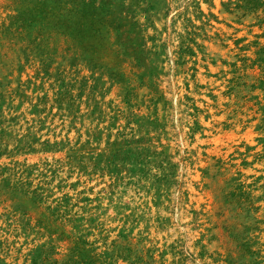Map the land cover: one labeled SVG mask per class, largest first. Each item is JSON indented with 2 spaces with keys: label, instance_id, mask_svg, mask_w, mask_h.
Segmentation results:
<instances>
[{
  "label": "rangeland",
  "instance_id": "1",
  "mask_svg": "<svg viewBox=\"0 0 264 264\" xmlns=\"http://www.w3.org/2000/svg\"><path fill=\"white\" fill-rule=\"evenodd\" d=\"M0 264H264V0H0Z\"/></svg>",
  "mask_w": 264,
  "mask_h": 264
}]
</instances>
